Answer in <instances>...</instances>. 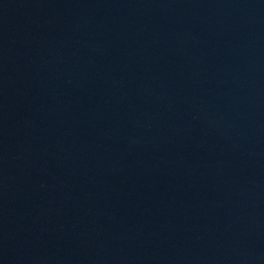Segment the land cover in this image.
Returning a JSON list of instances; mask_svg holds the SVG:
<instances>
[{"label": "water", "instance_id": "water-1", "mask_svg": "<svg viewBox=\"0 0 264 264\" xmlns=\"http://www.w3.org/2000/svg\"><path fill=\"white\" fill-rule=\"evenodd\" d=\"M0 264H264V0H0Z\"/></svg>", "mask_w": 264, "mask_h": 264}]
</instances>
